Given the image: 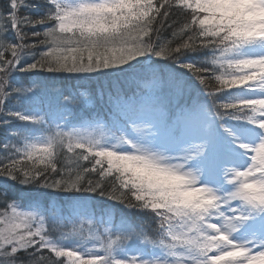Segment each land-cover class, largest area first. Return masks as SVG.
<instances>
[{"label":"snow or ice","instance_id":"obj_1","mask_svg":"<svg viewBox=\"0 0 264 264\" xmlns=\"http://www.w3.org/2000/svg\"><path fill=\"white\" fill-rule=\"evenodd\" d=\"M0 135V264H264V0H0Z\"/></svg>","mask_w":264,"mask_h":264},{"label":"trees","instance_id":"obj_2","mask_svg":"<svg viewBox=\"0 0 264 264\" xmlns=\"http://www.w3.org/2000/svg\"><path fill=\"white\" fill-rule=\"evenodd\" d=\"M58 86H63L64 84H66L69 88H71L72 84H75V81H71V82H57ZM92 85L88 84L86 85V87L90 88ZM83 90V89H82ZM0 138H2V135H0ZM3 188H7L9 191V195L10 196H16V195H20L21 193L25 194V199H29L31 198V196L35 195V190H31V189H22L19 185H15L12 182H5L3 180H0V189ZM107 203V202H105Z\"/></svg>","mask_w":264,"mask_h":264}]
</instances>
